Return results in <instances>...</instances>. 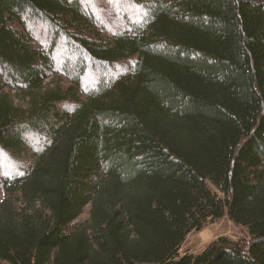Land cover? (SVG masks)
<instances>
[{
	"label": "trees",
	"instance_id": "1",
	"mask_svg": "<svg viewBox=\"0 0 264 264\" xmlns=\"http://www.w3.org/2000/svg\"><path fill=\"white\" fill-rule=\"evenodd\" d=\"M0 190V264H264V0H0Z\"/></svg>",
	"mask_w": 264,
	"mask_h": 264
},
{
	"label": "rangeland",
	"instance_id": "2",
	"mask_svg": "<svg viewBox=\"0 0 264 264\" xmlns=\"http://www.w3.org/2000/svg\"><path fill=\"white\" fill-rule=\"evenodd\" d=\"M55 78L46 80L44 83L46 86L52 85ZM62 87H65L64 83H60ZM2 192L0 190V199ZM86 215H82L81 219L85 218ZM244 230L235 227L230 220L224 216L220 220L211 222L207 221L199 231H191L180 248V253H191L198 254L201 252L207 244L213 241L216 237L225 236L231 240H238L244 238Z\"/></svg>",
	"mask_w": 264,
	"mask_h": 264
}]
</instances>
